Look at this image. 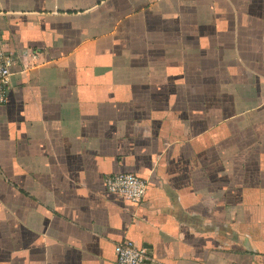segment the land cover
<instances>
[{
	"label": "crops",
	"instance_id": "1",
	"mask_svg": "<svg viewBox=\"0 0 264 264\" xmlns=\"http://www.w3.org/2000/svg\"><path fill=\"white\" fill-rule=\"evenodd\" d=\"M0 36V264H264V0H0Z\"/></svg>",
	"mask_w": 264,
	"mask_h": 264
},
{
	"label": "built area",
	"instance_id": "2",
	"mask_svg": "<svg viewBox=\"0 0 264 264\" xmlns=\"http://www.w3.org/2000/svg\"><path fill=\"white\" fill-rule=\"evenodd\" d=\"M15 61L16 58L5 49L0 36V106L7 102ZM104 184L108 192L133 203L143 201L147 192V182L134 174L107 176ZM114 255L117 264H144L149 260L148 251L130 240L119 242L114 247Z\"/></svg>",
	"mask_w": 264,
	"mask_h": 264
}]
</instances>
